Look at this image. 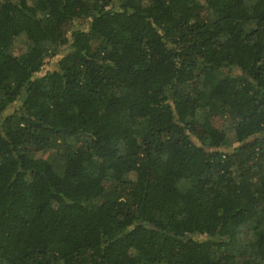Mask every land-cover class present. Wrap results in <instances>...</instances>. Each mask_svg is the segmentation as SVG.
<instances>
[{"label":"trees","instance_id":"1","mask_svg":"<svg viewBox=\"0 0 264 264\" xmlns=\"http://www.w3.org/2000/svg\"><path fill=\"white\" fill-rule=\"evenodd\" d=\"M0 264H264V0H0Z\"/></svg>","mask_w":264,"mask_h":264},{"label":"rangeland","instance_id":"2","mask_svg":"<svg viewBox=\"0 0 264 264\" xmlns=\"http://www.w3.org/2000/svg\"><path fill=\"white\" fill-rule=\"evenodd\" d=\"M65 47H66V46H61L60 49H58L57 51L60 52L61 49H62V52H65ZM52 50L54 51V50H56V49L53 47ZM57 57H58V55L54 56L53 61H52L50 64H48L47 66H45V68L42 69V72H43V73H44L45 71H47L48 69H52V68H53V66L55 65V63H56V61H57ZM216 123H217V125H220L221 127H222V126L225 127V126H227V124L229 123V121L226 120V119H224V118H217ZM223 127H222V128H223ZM227 127H228V126H227Z\"/></svg>","mask_w":264,"mask_h":264}]
</instances>
